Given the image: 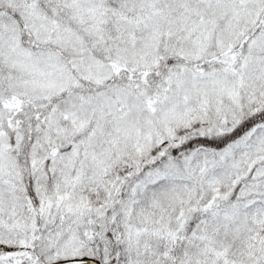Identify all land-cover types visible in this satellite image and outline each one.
<instances>
[{
    "label": "snow or ice",
    "instance_id": "6c2138e0",
    "mask_svg": "<svg viewBox=\"0 0 264 264\" xmlns=\"http://www.w3.org/2000/svg\"><path fill=\"white\" fill-rule=\"evenodd\" d=\"M0 264H264V0H0Z\"/></svg>",
    "mask_w": 264,
    "mask_h": 264
}]
</instances>
